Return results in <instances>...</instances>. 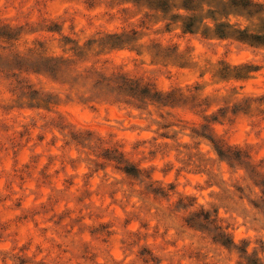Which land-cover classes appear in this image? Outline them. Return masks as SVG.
<instances>
[{
    "label": "rangeland",
    "instance_id": "obj_1",
    "mask_svg": "<svg viewBox=\"0 0 264 264\" xmlns=\"http://www.w3.org/2000/svg\"><path fill=\"white\" fill-rule=\"evenodd\" d=\"M183 2L0 0V264H264V0Z\"/></svg>",
    "mask_w": 264,
    "mask_h": 264
},
{
    "label": "trees",
    "instance_id": "obj_2",
    "mask_svg": "<svg viewBox=\"0 0 264 264\" xmlns=\"http://www.w3.org/2000/svg\"><path fill=\"white\" fill-rule=\"evenodd\" d=\"M186 1L187 2H192V0H184V4H183V7L185 8V9H189V7H188V5H186ZM248 3H246L245 4V6L247 5ZM247 6H250V4H248ZM191 23H189V24H187V29H188V31H191L190 29H189V27H191ZM259 38V37H258ZM262 41L264 42V35H263V37H262ZM212 142L215 144V147H216V149H217V151H218V154L220 155V156H223L225 153H229L230 152V149H229V147H227V146H225L222 142H220L218 139H216L215 141H213L212 140ZM218 146V147H217ZM126 171H128V169H125ZM208 215H205L204 216V218L207 220L208 219ZM222 235V234H221Z\"/></svg>",
    "mask_w": 264,
    "mask_h": 264
}]
</instances>
